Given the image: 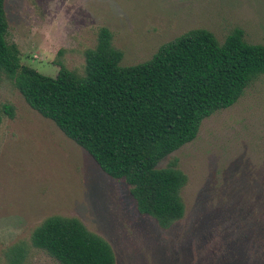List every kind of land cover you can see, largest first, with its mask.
<instances>
[{
  "label": "rangeland",
  "instance_id": "obj_1",
  "mask_svg": "<svg viewBox=\"0 0 264 264\" xmlns=\"http://www.w3.org/2000/svg\"><path fill=\"white\" fill-rule=\"evenodd\" d=\"M8 43L21 62L55 77L58 61L85 72L87 49L108 27L121 65L150 59L193 28L220 42L235 29L264 44V0H6ZM62 51L61 53H59ZM0 264L22 246L24 264H62L32 244L51 215L79 218L113 247L117 264H264V74L236 103L204 119L197 137L162 159L188 176L185 216L169 228L138 210L124 179L105 173L5 76L0 106Z\"/></svg>",
  "mask_w": 264,
  "mask_h": 264
},
{
  "label": "trees",
  "instance_id": "obj_2",
  "mask_svg": "<svg viewBox=\"0 0 264 264\" xmlns=\"http://www.w3.org/2000/svg\"><path fill=\"white\" fill-rule=\"evenodd\" d=\"M8 32L6 0H0V88L5 76L13 78L35 110L105 173L128 182L138 210L162 228L185 216L181 192L188 176L176 159L166 167L159 162L193 141L204 119L236 103L264 74V44L248 42L242 28L223 42L209 29L193 28L163 43L150 59L121 65L123 50L103 26L85 52V72L58 61L55 77L24 65ZM3 115L13 118L14 106H0V141ZM31 240L62 264H117L112 245L77 217L48 216ZM25 258L16 245L8 264H24Z\"/></svg>",
  "mask_w": 264,
  "mask_h": 264
}]
</instances>
